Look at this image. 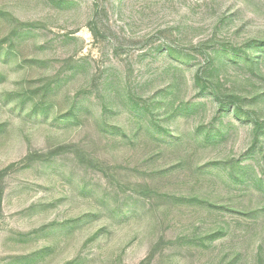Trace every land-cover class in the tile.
I'll use <instances>...</instances> for the list:
<instances>
[{
    "label": "rangeland",
    "instance_id": "obj_1",
    "mask_svg": "<svg viewBox=\"0 0 264 264\" xmlns=\"http://www.w3.org/2000/svg\"><path fill=\"white\" fill-rule=\"evenodd\" d=\"M0 264H264V0H0Z\"/></svg>",
    "mask_w": 264,
    "mask_h": 264
}]
</instances>
